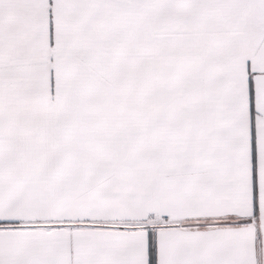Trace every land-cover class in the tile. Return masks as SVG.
<instances>
[{
	"label": "snow or ice",
	"instance_id": "6c2138e0",
	"mask_svg": "<svg viewBox=\"0 0 264 264\" xmlns=\"http://www.w3.org/2000/svg\"><path fill=\"white\" fill-rule=\"evenodd\" d=\"M0 264H264V0H0Z\"/></svg>",
	"mask_w": 264,
	"mask_h": 264
}]
</instances>
